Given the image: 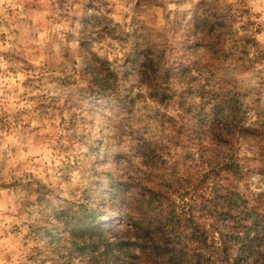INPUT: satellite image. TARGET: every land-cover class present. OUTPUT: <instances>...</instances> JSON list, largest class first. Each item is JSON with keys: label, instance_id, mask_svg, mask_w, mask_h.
Returning <instances> with one entry per match:
<instances>
[{"label": "clouds", "instance_id": "clouds-1", "mask_svg": "<svg viewBox=\"0 0 264 264\" xmlns=\"http://www.w3.org/2000/svg\"><path fill=\"white\" fill-rule=\"evenodd\" d=\"M197 14L213 25L198 38L191 23ZM189 47L195 51L185 64ZM145 51L157 67L156 83L161 69H189L168 81L170 102L153 98L152 84L129 63ZM102 64L108 71L101 75L111 73L108 101H134L122 126L82 96L96 87L87 69ZM210 94L236 100L235 110H224L227 127L218 135L230 141L224 150L242 175H225L264 215V0H0V264H65L67 252L53 251L39 231V189L54 204H76L97 166L113 178L142 177L153 162L130 133L157 146V164L189 152L199 159L201 147L211 158L221 147L216 136L206 133L192 146L178 134L191 126L189 110H207ZM108 150L124 159L110 164ZM204 226L218 243L213 222ZM145 262L170 264L155 256Z\"/></svg>", "mask_w": 264, "mask_h": 264}, {"label": "trees", "instance_id": "trees-1", "mask_svg": "<svg viewBox=\"0 0 264 264\" xmlns=\"http://www.w3.org/2000/svg\"><path fill=\"white\" fill-rule=\"evenodd\" d=\"M191 23L194 25L192 36L197 38L203 31L213 26L207 17L199 14L194 16ZM142 55L143 81L152 84L153 98L163 103L170 102L173 96L169 94L168 81L175 75L186 76L188 67L181 64L179 69L176 65L161 69L162 75L158 77L160 82L156 83L154 77L157 74V67L150 59L151 53L146 51ZM136 56L140 58V52H136ZM87 71L93 74V83L101 91L106 90L108 82L106 76H102L100 70L94 67H89ZM199 94L205 95L203 89ZM235 104L234 97L210 94L209 102L205 106L207 110L202 108L195 113L189 110L191 126L180 129L178 133L186 137L188 145H199L206 133L216 136L221 144L209 159H205V150L201 147L199 157L201 170L191 175L190 179H182L180 162L184 163L185 158L194 161L197 157L193 153H186L181 157V161L176 160L171 165L157 164V161L162 160L157 155V146L144 139L136 145V150L153 162L152 170L145 173L144 178L135 179L128 172L117 178L108 176L113 186L114 193L111 194L117 195L122 191L126 193L127 197L120 201L123 206L118 202L116 210L127 222L125 230L131 233L127 238L116 236L113 241H106L107 246L122 250L123 245L126 247L136 245L137 256L143 262L145 257L155 256L170 264H184V260L186 264H212L206 255L209 245L206 232L199 221L200 216L191 211L190 204L188 210H184L185 194L200 189L208 192L209 202L206 205L204 203L201 205L200 202L197 211L206 214L213 222V228L219 233L220 253L224 256L225 262L260 264L258 255L261 251L260 239L264 235V215L258 212L257 205L249 203V200L234 191L225 173H232L239 178L242 171L232 154L224 150L230 141H225L218 135L227 127L224 124L227 119L223 116L224 110H235ZM228 131L231 132L232 129L228 128ZM242 134H251V130L245 129ZM205 165L207 171L203 170ZM176 193L182 201L181 205L175 202ZM78 206L79 213L70 205L58 213L64 216L72 212L64 221L65 225H69L70 232L84 237L89 231H93L91 235H101L104 229L102 221L104 209H99V203L93 205L89 201H81ZM221 221H231V228H221L219 224Z\"/></svg>", "mask_w": 264, "mask_h": 264}, {"label": "rangeland", "instance_id": "rangeland-1", "mask_svg": "<svg viewBox=\"0 0 264 264\" xmlns=\"http://www.w3.org/2000/svg\"><path fill=\"white\" fill-rule=\"evenodd\" d=\"M194 51L195 47H189L185 50V64L188 58L187 53ZM145 52L140 53V56ZM129 63H132L134 70L138 71L142 76L141 60L136 56V54L134 57L130 58ZM99 70L101 73L107 72V65L102 64ZM106 78L107 81H109V79H111V73H108ZM95 86V88H89L84 91L82 93L83 98L89 100L96 111H111L113 118L121 121V126L126 123L127 118L125 114H128L130 116L134 101L130 97H125L123 99H119L115 104H112L108 101L107 97V93L110 88L109 83L107 82V87L104 91H101L99 87H97V85ZM129 135L132 136L135 148L137 147L136 145L144 139L142 136H139L136 133H130ZM96 151V148H92L93 153H95ZM113 158H115L116 160L124 159V157L120 155L114 156V153L111 150H108L106 159L110 164L112 163ZM181 160L182 158L179 159V161ZM180 165L182 167L180 171H183L182 179H190L191 175L193 176L197 171L201 170L199 159L197 158H195L194 161L189 158H185L184 163L180 162ZM113 167H119V165H113ZM98 168L99 166H97V168L93 171V183L82 201H89L93 205H95V203H99V209H104L102 218L104 229L102 231V234L91 235L93 231H89V234H87V236L85 237L81 235H73L68 228L69 225L64 224V221L72 215V212L64 216H61L58 213L60 210L65 209L69 205L73 210L79 213L80 207L78 206V203L80 204L81 202L76 203V206L66 201H59L54 204L51 200L47 199V190L43 188L39 189L40 198L38 203L40 204L42 215L44 217V225L39 229V231H41L47 238L49 246L53 249V251L67 252V256L64 257L65 264H73V260L75 258H79L81 264H146L138 258V247L136 245H130L129 247L123 245L121 246L122 250L106 245V241H113L114 239H116V236H120L121 238L129 237V233H131V231L127 232L125 230L127 222L117 214L118 211L116 210V204L120 203L121 206V199H125L127 197L125 191L119 192L117 195L111 194L113 192V186L110 184V177L108 178V176L113 177V174L109 171H100L98 170ZM261 171L264 172V169H261ZM130 175H132V177H134L135 179L138 178L135 174ZM145 176L146 174H144L140 178H144ZM182 184H184L183 180ZM177 196L178 193H176L175 195L176 204H178L177 201H180L182 203V201ZM208 197V192L206 191L204 192L200 189L194 192L190 191L188 194H185L183 200L186 203L184 204V210H188V206L190 204L191 211H193L196 216H200L199 221L201 222V226L206 232L207 242L209 245L206 251V255L209 257L211 263L225 264V258L222 253H220L219 237V242L216 243L213 240L212 233H210L204 226L205 222L209 221L210 219L208 218V216H206V214L197 211V207L200 205V202L201 205L203 203L204 205H206V203L209 202ZM249 203L251 202L249 201ZM120 211L122 212L123 210ZM219 224L220 227L224 229H230L232 226L231 221H221L219 222ZM260 242L261 251L258 255V259L260 261V264H264V251H262V248H264V235L261 236ZM81 248L83 250H81ZM183 263L186 264L185 260Z\"/></svg>", "mask_w": 264, "mask_h": 264}]
</instances>
